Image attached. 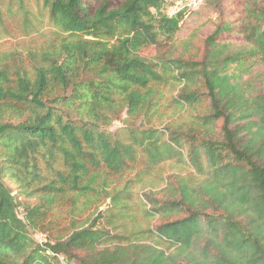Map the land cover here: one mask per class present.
Listing matches in <instances>:
<instances>
[{"label": "trees", "instance_id": "16d2710c", "mask_svg": "<svg viewBox=\"0 0 264 264\" xmlns=\"http://www.w3.org/2000/svg\"><path fill=\"white\" fill-rule=\"evenodd\" d=\"M165 2L0 9L51 33L29 65L0 53V264H264V0H205L181 24ZM122 109L141 121L119 139L98 122Z\"/></svg>", "mask_w": 264, "mask_h": 264}, {"label": "rangeland", "instance_id": "374dc122", "mask_svg": "<svg viewBox=\"0 0 264 264\" xmlns=\"http://www.w3.org/2000/svg\"><path fill=\"white\" fill-rule=\"evenodd\" d=\"M8 0H0V9L3 11L5 10V6L7 4ZM6 13H3V16H5ZM188 20V18L186 19ZM4 24L0 23V53L3 52H11L16 54L17 56H21L20 59L26 60V65L30 64V60L27 57V53L30 50H37L41 46H44L46 42H48L49 38H51L50 33V27H48L47 24H44L40 31L33 32L30 34H24L22 29L20 28L19 19L14 17L10 18L7 17ZM189 29L187 24H182L180 35L183 37H186L185 34L187 30ZM210 32V29L208 26L203 27L199 30L198 33L195 34L194 37L191 38V45H193L194 51L200 52L201 51V39L207 35ZM185 39V38H184ZM182 40H179L181 42ZM153 52V49H148L145 51V54H150ZM162 88V92L165 93L166 99H170V96L174 93H172L171 89L169 88L168 84L160 87ZM58 96H65L67 97L70 94V89L65 90H57ZM64 116L68 117L70 119L77 118L76 113L73 110H65L63 111ZM189 115V111H184L181 113V115H178L174 118V122L181 121L182 119H185ZM140 121L141 118H134L131 116H128L125 109L120 110L117 114L109 115L104 120H101L98 122L99 126L108 132L109 134L117 137V138H123L127 131L129 129H134L140 127ZM162 127V126H161ZM164 174H169L170 168H165L162 171ZM6 183L10 187V189L15 193L16 185L8 180H6ZM24 200L21 199V202ZM34 202V199L31 200ZM108 203V199L103 202L101 207H99V210H103L106 207V204ZM91 212V211H88ZM18 214L22 215V208H18ZM70 213L68 212V207H64L63 209H56L54 215H52L50 220L57 219V223L64 222L65 224L68 223L70 219ZM32 233L35 235V238L37 240H42L45 238V235L40 233Z\"/></svg>", "mask_w": 264, "mask_h": 264}, {"label": "built area", "instance_id": "2783aa9c", "mask_svg": "<svg viewBox=\"0 0 264 264\" xmlns=\"http://www.w3.org/2000/svg\"><path fill=\"white\" fill-rule=\"evenodd\" d=\"M161 11L167 17H179L180 24L198 9L205 0H166Z\"/></svg>", "mask_w": 264, "mask_h": 264}]
</instances>
